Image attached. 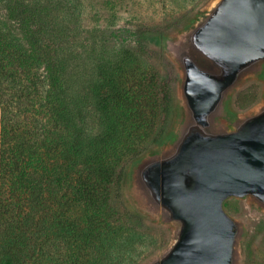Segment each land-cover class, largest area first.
Returning a JSON list of instances; mask_svg holds the SVG:
<instances>
[{"label": "trees", "instance_id": "1", "mask_svg": "<svg viewBox=\"0 0 264 264\" xmlns=\"http://www.w3.org/2000/svg\"><path fill=\"white\" fill-rule=\"evenodd\" d=\"M0 3V264H87L90 249L98 262L126 231L112 201L119 167L163 135L171 84L154 69L129 80L105 71L93 88L102 125L89 134L69 99L67 51L53 17L24 0ZM249 92L238 94L239 106Z\"/></svg>", "mask_w": 264, "mask_h": 264}, {"label": "water", "instance_id": "2", "mask_svg": "<svg viewBox=\"0 0 264 264\" xmlns=\"http://www.w3.org/2000/svg\"><path fill=\"white\" fill-rule=\"evenodd\" d=\"M166 47L182 111L131 175L174 239L147 264H236L241 224L224 203L249 197L264 209V103L236 114L229 102L246 78L264 75V0H214Z\"/></svg>", "mask_w": 264, "mask_h": 264}, {"label": "rangeland", "instance_id": "3", "mask_svg": "<svg viewBox=\"0 0 264 264\" xmlns=\"http://www.w3.org/2000/svg\"><path fill=\"white\" fill-rule=\"evenodd\" d=\"M24 1L38 5L43 13H49L54 19L52 26L62 31L60 41L68 57L69 99L78 103L89 134L97 132L102 125L93 88L103 84L105 71L122 70L129 80L135 70L141 78L143 72L154 69L171 84V113L163 135L159 140H150L136 159L122 162L119 167L123 173L121 184L112 189L113 205L121 214L126 231L112 245L107 256L97 262L100 252L90 249L84 261L87 264L91 260H95L93 264H147L171 245L174 227L164 223L160 215L141 200L131 174L136 161L170 136L182 111L181 72L166 46L179 38L183 30L209 9L214 0ZM0 4L3 6V3ZM46 5L47 9L43 8ZM143 28L150 31L138 37V30ZM140 43L145 44L147 49H142ZM244 89L254 92H249L246 98V95L240 97L241 103L247 104L241 107L236 99ZM252 96L257 99L249 104L248 99ZM262 103L264 75L250 76L233 92L229 107L236 114H245ZM224 206L241 224L236 264H264V209L249 197H230ZM57 247H60L59 243L54 240V248Z\"/></svg>", "mask_w": 264, "mask_h": 264}]
</instances>
